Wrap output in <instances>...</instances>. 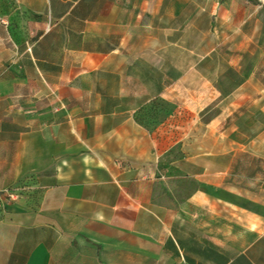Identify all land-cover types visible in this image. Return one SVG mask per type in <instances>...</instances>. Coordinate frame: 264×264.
Listing matches in <instances>:
<instances>
[{
    "label": "crops",
    "instance_id": "obj_1",
    "mask_svg": "<svg viewBox=\"0 0 264 264\" xmlns=\"http://www.w3.org/2000/svg\"><path fill=\"white\" fill-rule=\"evenodd\" d=\"M262 47L264 0H0V264H264Z\"/></svg>",
    "mask_w": 264,
    "mask_h": 264
},
{
    "label": "rangeland",
    "instance_id": "obj_2",
    "mask_svg": "<svg viewBox=\"0 0 264 264\" xmlns=\"http://www.w3.org/2000/svg\"><path fill=\"white\" fill-rule=\"evenodd\" d=\"M254 16H257V17H262V13L260 12V11H257V10H249L248 9V17H254ZM257 48L256 47H251L250 48V50H251V52H256L255 50H256ZM260 52H262V53H264V48L262 47V51L261 50H257V54H259ZM251 65H252V63H251ZM250 64H248V68H250V66H251ZM263 66H264V63H263Z\"/></svg>",
    "mask_w": 264,
    "mask_h": 264
},
{
    "label": "trees",
    "instance_id": "obj_3",
    "mask_svg": "<svg viewBox=\"0 0 264 264\" xmlns=\"http://www.w3.org/2000/svg\"><path fill=\"white\" fill-rule=\"evenodd\" d=\"M160 105L163 106L164 108L166 107V105H165L164 103H160ZM152 107H153V106H152ZM152 107L148 108V110H144V111L142 110V111H141L142 116H145V115L150 114V113L153 111V108H152ZM138 120H139L142 124H144L146 127L149 128V126H148L147 123H146L147 120H145V119H143V118H141V117H139V116H138Z\"/></svg>",
    "mask_w": 264,
    "mask_h": 264
},
{
    "label": "built area",
    "instance_id": "obj_4",
    "mask_svg": "<svg viewBox=\"0 0 264 264\" xmlns=\"http://www.w3.org/2000/svg\"><path fill=\"white\" fill-rule=\"evenodd\" d=\"M8 196L11 197V198H14L15 194L14 193H8Z\"/></svg>",
    "mask_w": 264,
    "mask_h": 264
}]
</instances>
